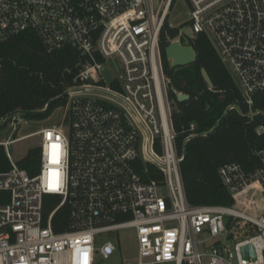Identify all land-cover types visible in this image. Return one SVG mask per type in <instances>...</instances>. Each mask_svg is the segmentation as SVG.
Masks as SVG:
<instances>
[{
	"label": "built area",
	"instance_id": "2783aa9c",
	"mask_svg": "<svg viewBox=\"0 0 264 264\" xmlns=\"http://www.w3.org/2000/svg\"><path fill=\"white\" fill-rule=\"evenodd\" d=\"M173 1L0 0V44L28 31L49 52L70 46L79 56L62 123L0 141L10 165L0 172V264H102L123 229L134 232L135 255L113 264H264V211L237 207L253 184L252 204L264 198V151L252 172L236 162L219 168L233 205L187 202L159 46L165 22L176 26L168 21ZM187 2L172 40L189 44L184 28L189 40L205 34L252 114V96L264 90V0ZM109 57L119 61L117 77ZM33 135L39 166L30 175L9 145ZM149 166L162 177L147 179ZM47 195L58 201L46 214ZM64 206L68 229L57 232L53 219ZM247 244L254 257L242 256Z\"/></svg>",
	"mask_w": 264,
	"mask_h": 264
},
{
	"label": "trees",
	"instance_id": "16d2710c",
	"mask_svg": "<svg viewBox=\"0 0 264 264\" xmlns=\"http://www.w3.org/2000/svg\"><path fill=\"white\" fill-rule=\"evenodd\" d=\"M178 32V27H170L165 22L160 32L159 46L163 72L169 79L168 96L173 103L175 143L178 153L184 155L180 163L184 193L191 205L230 206L234 204V198L222 184L219 168L225 163L236 162L246 172H252L261 166V152L264 151V90L252 96L253 113L250 114L243 94L210 40L202 33L189 41L196 51V60L185 66L172 67L165 57L164 48ZM78 68L79 56L74 48L65 46L49 52L32 32H23L1 43L0 119L15 110L43 109L49 100L64 92ZM201 68L211 78V89L202 77ZM176 92L186 93L189 98L178 101ZM65 101L64 97L54 102L45 114L22 115L43 118L56 106L64 105ZM10 119L1 123L0 128ZM191 122L195 124L194 130L189 129ZM190 134L194 135L185 141ZM19 165L34 175L39 166V147L28 149ZM9 166L4 147L0 144V172ZM149 169L151 173L147 179L162 177L158 169L152 166ZM256 185L242 191L237 204V207H242V204L249 203L248 210L252 215H260L264 211V198L254 204L251 201ZM57 201L55 196L47 195L44 198L46 214ZM68 222V208L64 206L54 216V230L60 232L68 229Z\"/></svg>",
	"mask_w": 264,
	"mask_h": 264
},
{
	"label": "rangeland",
	"instance_id": "374dc122",
	"mask_svg": "<svg viewBox=\"0 0 264 264\" xmlns=\"http://www.w3.org/2000/svg\"><path fill=\"white\" fill-rule=\"evenodd\" d=\"M190 9L191 8L187 0H174L170 9L168 21L173 25H179L187 18ZM187 40L190 41L189 38H182L183 42H186ZM106 63L109 66L112 74L117 77L120 71L118 59L116 57H109L106 59ZM63 114V105L56 106L43 118H27L22 114H14L7 124L0 128V141L20 137L24 134L35 132L42 127L60 125L62 123ZM39 142L40 136L38 135L23 138L9 145L10 154L19 165V161L27 153L28 149L36 146L38 147ZM161 192L165 193V190L162 189ZM119 236L121 238L120 246H118L113 255H111L108 259H104L102 264L120 263L124 258L130 259L134 257L136 251V241L133 230H120ZM107 239V236H103L102 242L103 240Z\"/></svg>",
	"mask_w": 264,
	"mask_h": 264
},
{
	"label": "water",
	"instance_id": "95a60500",
	"mask_svg": "<svg viewBox=\"0 0 264 264\" xmlns=\"http://www.w3.org/2000/svg\"><path fill=\"white\" fill-rule=\"evenodd\" d=\"M154 1L156 3L157 0H154ZM182 31H183V34L187 38H191V32H190L189 28H184ZM164 53H165L166 59L170 62L172 67L185 66V65H188V64H190L196 60V51L193 48V46L190 44H184L178 39L172 40L164 48ZM103 73L105 74L107 81L110 82L112 79V76L106 67L103 68ZM201 74H202V77H203L205 83L207 84L208 88L211 89L213 87V83H212L211 78L209 77L207 71L204 68H201ZM64 96H65V93H62L60 96L49 100L47 102V104L45 105V107L41 110H29V111L15 110V111L5 115L3 118H1L0 124L5 122L8 118L12 117L14 114H36V115L45 114L48 112V110L50 109L51 105L54 102L64 98ZM176 97H177L178 101H183V100L188 99L189 95L186 93L176 92ZM229 108H231V107H229ZM229 108H227V110ZM214 128H215V126L210 131H212ZM206 133H208V132H206ZM206 133H201L200 135H205ZM241 253H242V256H244V257H247V256L254 257L255 256L254 249H253L251 244H247V245L242 246Z\"/></svg>",
	"mask_w": 264,
	"mask_h": 264
},
{
	"label": "bare ground",
	"instance_id": "6f19581e",
	"mask_svg": "<svg viewBox=\"0 0 264 264\" xmlns=\"http://www.w3.org/2000/svg\"><path fill=\"white\" fill-rule=\"evenodd\" d=\"M253 185H255V184H253ZM252 186V185H251ZM253 216H259V215H253Z\"/></svg>",
	"mask_w": 264,
	"mask_h": 264
}]
</instances>
